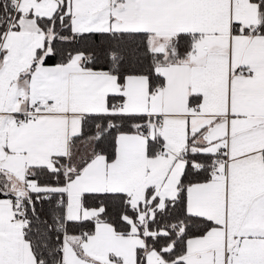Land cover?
Here are the masks:
<instances>
[{
    "label": "snow or ice",
    "instance_id": "6c2138e0",
    "mask_svg": "<svg viewBox=\"0 0 264 264\" xmlns=\"http://www.w3.org/2000/svg\"><path fill=\"white\" fill-rule=\"evenodd\" d=\"M0 264H264V0H0Z\"/></svg>",
    "mask_w": 264,
    "mask_h": 264
}]
</instances>
